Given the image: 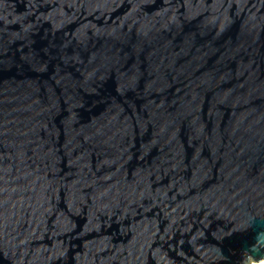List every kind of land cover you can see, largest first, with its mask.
<instances>
[{
  "label": "water",
  "instance_id": "95a60500",
  "mask_svg": "<svg viewBox=\"0 0 264 264\" xmlns=\"http://www.w3.org/2000/svg\"><path fill=\"white\" fill-rule=\"evenodd\" d=\"M264 258V0H0V264Z\"/></svg>",
  "mask_w": 264,
  "mask_h": 264
},
{
  "label": "bare ground",
  "instance_id": "6f19581e",
  "mask_svg": "<svg viewBox=\"0 0 264 264\" xmlns=\"http://www.w3.org/2000/svg\"><path fill=\"white\" fill-rule=\"evenodd\" d=\"M253 264H264V258L260 260L259 262H254Z\"/></svg>",
  "mask_w": 264,
  "mask_h": 264
},
{
  "label": "rangeland",
  "instance_id": "374dc122",
  "mask_svg": "<svg viewBox=\"0 0 264 264\" xmlns=\"http://www.w3.org/2000/svg\"><path fill=\"white\" fill-rule=\"evenodd\" d=\"M247 264H253V262L252 261H249Z\"/></svg>",
  "mask_w": 264,
  "mask_h": 264
}]
</instances>
